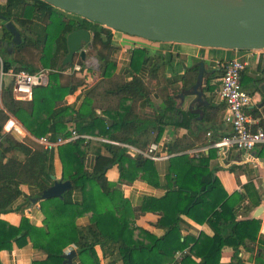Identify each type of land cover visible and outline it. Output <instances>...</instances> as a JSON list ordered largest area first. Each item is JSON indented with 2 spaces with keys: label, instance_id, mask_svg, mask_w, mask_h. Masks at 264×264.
Masks as SVG:
<instances>
[{
  "label": "trees",
  "instance_id": "1",
  "mask_svg": "<svg viewBox=\"0 0 264 264\" xmlns=\"http://www.w3.org/2000/svg\"><path fill=\"white\" fill-rule=\"evenodd\" d=\"M8 22L23 29V41L12 53L0 46L4 72L35 74L49 69L51 73L46 86L34 88L31 100L15 99V80L4 78L0 91V216L15 211L12 206L24 196L22 185L38 188V198L52 184L51 175L46 172L48 152L31 150L7 134L5 127L10 120H16L36 139L57 141L76 132L112 143L80 138L60 146L57 153L63 179L71 182L73 190L64 199L41 201L42 228L35 227L28 217H23L19 227L0 219V252L31 242L35 249L47 253L45 261L33 264H63L65 250L71 246L85 261L92 260L98 248L113 243L120 247V264H170L186 250L189 253L182 264H220L223 249L231 247L235 264H243L238 254L241 248L254 249L261 226V220L246 216L260 208L262 201L250 194L230 195L216 177L212 182L206 181L212 173L210 162L215 152L191 156L189 152L197 146L189 138L168 143L166 151L172 157L167 193L162 198H146L138 207L107 177L108 171L116 168L122 184L142 179L153 186L160 185L155 162L123 145L145 151L163 138L167 114L175 110L174 97L180 92L173 84L161 85L163 59L155 57L149 76L141 78L140 70L150 63L151 55L146 49H135L129 65L131 79L127 80L111 60L115 31L64 13L42 0H7L0 6V40L12 43L13 35L6 29ZM78 30L94 35L92 49L100 66L98 71L86 69L87 55L85 61L76 54L72 65L63 64L69 52L67 37ZM77 62L83 65L82 71L65 75ZM223 74L224 69L219 68L208 76L198 65L181 78L182 89L207 84L206 91L213 94L216 86L211 82L221 81ZM82 88L89 90L74 109L67 99ZM157 97L161 105L155 101ZM208 103L204 107L205 120L211 122L217 108L212 99ZM246 113L262 119L256 111ZM193 117L186 114L182 126L189 128ZM92 152L97 162L90 171L85 160ZM246 189L251 193L252 186ZM77 192L82 195L81 201L75 199ZM148 213L159 217L158 226L166 229L164 235L136 225ZM83 217L90 220L87 227L78 224ZM183 218L197 224L208 223L214 235L183 236ZM193 257L199 258L200 263Z\"/></svg>",
  "mask_w": 264,
  "mask_h": 264
},
{
  "label": "crops",
  "instance_id": "2",
  "mask_svg": "<svg viewBox=\"0 0 264 264\" xmlns=\"http://www.w3.org/2000/svg\"><path fill=\"white\" fill-rule=\"evenodd\" d=\"M6 2L7 0H0V6L6 4ZM1 36L2 30L0 27V37ZM113 45L115 49L111 55V60L117 65V72L123 75L127 80L131 79L129 65L131 63L133 51L142 48L149 51L151 61L140 70L139 76L146 79L149 76L151 65L155 57H161L164 61L160 71L161 85L166 86L168 84H173L175 87L180 88V92L174 97L176 108L174 111L167 114L168 125L164 128V135L160 142V144L163 145L161 152L168 155L166 151V145L168 143L175 142L180 138H189V140L196 143L197 146L196 149L190 152L194 150H203L206 151L207 154L211 152L216 153L215 157L212 158L210 162L212 173L207 177L206 181L212 182L216 177L230 195L246 194L249 197L250 194L260 198L262 201L261 207H264V147H260L249 154L234 148L219 151L210 147L214 141L229 136L232 133V125L226 121V116L228 114L227 107L218 94L221 86L220 79L211 82V85L216 86L213 94L206 91L207 84L197 86V91L201 94V97L194 94L196 86L182 89L181 82V78L186 75L188 69L205 64L206 74L210 76L214 71L219 70L217 62L221 59L229 60L234 57H240L246 63L242 75V84L244 89L253 98L252 104L246 111H256L264 118L261 111L255 108L257 98L254 95L256 84L264 74V54L258 59L254 53L248 51L209 50L186 45L153 43L120 32H114ZM88 90V88L80 89L67 99V104L74 109L78 108ZM156 99L155 101L157 104L161 105V100L158 97ZM208 99H212V105L217 108L214 110L216 118L211 122L205 120L206 112L204 107L208 106ZM99 114L101 113L99 112ZM186 114H193L195 116L192 118L189 128L182 126ZM10 121H13L15 126L21 129V131L18 134L10 132L9 128H5L7 134L13 135L16 140L26 145L31 150H44L39 140L30 135L16 120L12 119ZM13 122L11 125H13ZM209 134L211 135L209 136ZM48 154L46 172L51 175V178L55 176L57 180H64L63 167L57 150L48 152ZM171 157L172 156H170V158ZM170 158L155 162L158 171L159 186H153L142 179H137L131 183L124 182L122 184L120 183V174L116 168L109 170L107 177L111 183L116 184L117 187L124 192L126 198L130 200L133 206L138 207L143 204L146 198H162L166 195L168 186L167 176L171 164ZM96 162L97 156L93 152L87 155L85 160L87 169L93 171L96 167ZM52 185L53 180L51 186ZM248 185L252 186L251 193L246 189ZM21 189L24 196L17 200L12 206L15 211L1 215L0 219L12 226L19 227L23 217H28L35 227L42 228L44 226V214L41 210V202L38 201L37 203H33L32 201L38 199L36 197L38 188L22 185ZM75 199L81 201V193L77 192L75 194ZM258 209L259 208L253 209L246 217L252 219ZM258 220H261V226L254 249L250 251L241 248L238 254L243 264H264V213ZM158 222L159 217L157 215L148 213L142 216L137 221L136 225L158 236H162L165 234L166 229L158 226ZM181 223L182 234L185 237L199 238L201 235H214V230L208 223L197 224L187 218H183ZM78 224L87 227L90 225V220L88 217H83L79 219ZM71 251L77 253L73 264H120V247L113 243H108L105 247L98 248L97 255L94 256L92 260L86 259L83 261L78 255L75 246L67 248L65 250V256ZM234 255L235 252L233 248L225 247L222 251L220 264H235ZM46 259L47 253L35 249L31 242L22 247L14 245L11 250L0 252L1 264H33L34 262H43ZM193 260L196 263H200L201 261L199 258L194 257Z\"/></svg>",
  "mask_w": 264,
  "mask_h": 264
},
{
  "label": "water",
  "instance_id": "3",
  "mask_svg": "<svg viewBox=\"0 0 264 264\" xmlns=\"http://www.w3.org/2000/svg\"><path fill=\"white\" fill-rule=\"evenodd\" d=\"M54 8L96 23L115 32L148 42L186 45L201 49L264 52V0H42ZM12 43L2 42L12 53L23 41V29L8 22ZM94 35L78 30L68 35V55L64 66L72 65L76 54L86 60L87 49L93 48ZM205 71V64H202ZM195 87V95L201 94ZM255 108L264 116V74L256 84ZM112 123V121H110ZM33 203L64 199L73 190L70 181L57 180ZM210 180V179H209ZM264 213L260 207L252 219ZM77 253L71 251L63 264H73Z\"/></svg>",
  "mask_w": 264,
  "mask_h": 264
},
{
  "label": "built area",
  "instance_id": "4",
  "mask_svg": "<svg viewBox=\"0 0 264 264\" xmlns=\"http://www.w3.org/2000/svg\"><path fill=\"white\" fill-rule=\"evenodd\" d=\"M258 59L264 52H252ZM219 68L224 69V74L221 79V86L219 89V96L227 105L228 114L226 121L232 125V133L229 136L223 137L211 144V148L219 151L234 148L238 151L251 153L252 151L264 147V118L254 119L246 113L247 108L252 104V96L244 89L242 84V75L246 67V63L240 57H234L229 60H221L217 62ZM0 91L3 86V81L6 76L12 77L15 80L14 97L17 100H31L33 90L35 87L46 86L49 82V75L51 71L40 70L35 74L27 72L15 73L13 70L4 72L3 61L0 57ZM85 67L89 70L100 69L99 63L96 59L86 60ZM83 69V65L78 62L74 65L73 69L64 72L65 75L79 73ZM13 121L7 123L5 128H9L10 132L20 133L21 129L11 125ZM20 125V124H19ZM21 126V125H20ZM211 134H209L210 136ZM83 138L89 140H99L105 143H112L105 139H94L89 136H80L76 132L70 138H60L57 141H51L48 138L38 139L43 149L47 152L55 151L60 146L70 143L72 141ZM115 144V143H113ZM136 155H142L147 159L154 162H159L169 159L170 156L161 152L163 145L160 143H152L145 151L139 150L130 145H123ZM204 151L194 150L189 152L191 156L198 157ZM189 253L188 250L177 254L175 260L170 264H181L185 254Z\"/></svg>",
  "mask_w": 264,
  "mask_h": 264
},
{
  "label": "rangeland",
  "instance_id": "5",
  "mask_svg": "<svg viewBox=\"0 0 264 264\" xmlns=\"http://www.w3.org/2000/svg\"><path fill=\"white\" fill-rule=\"evenodd\" d=\"M87 58H88V60H91V59H96V57H95V52H94V50L93 49H90V48H87ZM44 70V69H43Z\"/></svg>",
  "mask_w": 264,
  "mask_h": 264
},
{
  "label": "flooded vegetation",
  "instance_id": "6",
  "mask_svg": "<svg viewBox=\"0 0 264 264\" xmlns=\"http://www.w3.org/2000/svg\"><path fill=\"white\" fill-rule=\"evenodd\" d=\"M87 49V48H86Z\"/></svg>",
  "mask_w": 264,
  "mask_h": 264
}]
</instances>
